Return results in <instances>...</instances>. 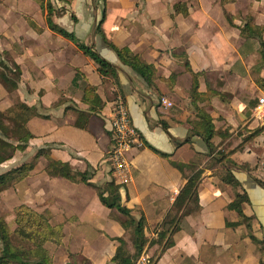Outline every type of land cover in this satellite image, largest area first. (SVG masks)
Returning <instances> with one entry per match:
<instances>
[{"label": "crops", "instance_id": "obj_1", "mask_svg": "<svg viewBox=\"0 0 264 264\" xmlns=\"http://www.w3.org/2000/svg\"><path fill=\"white\" fill-rule=\"evenodd\" d=\"M27 1L0 0V108L16 99L35 112L26 123L32 136L16 148H23V162L49 148L52 159L69 163L93 184L49 175L40 156L11 189L17 204L46 211L62 225L61 244L50 248L52 264H117L115 255L135 259V237L121 224L125 216L102 204L95 188L107 195L109 182L131 215L144 218L145 264H264V119L252 114L264 91V59L257 39L240 34L248 20L264 27V0H43L55 9L53 22L92 47L115 76H103L72 40L51 30L45 8L28 13ZM176 4L183 5L180 11H174ZM108 43L152 65L151 82L121 62ZM4 72L15 78L14 86L4 87ZM194 76L198 109L190 97ZM86 83L103 103L97 111L82 100ZM117 97L142 142L127 153L131 180L123 185L114 180L108 158ZM78 111L88 114L83 128L76 126ZM198 112L213 125L211 153L192 132ZM195 169L202 170L199 208L181 216L163 238L160 224L171 210H184L180 190ZM237 193L244 195L241 213L228 207L240 201ZM168 237L171 244L161 250Z\"/></svg>", "mask_w": 264, "mask_h": 264}, {"label": "trees", "instance_id": "obj_2", "mask_svg": "<svg viewBox=\"0 0 264 264\" xmlns=\"http://www.w3.org/2000/svg\"><path fill=\"white\" fill-rule=\"evenodd\" d=\"M63 1L70 3V0ZM102 1L105 2V0ZM228 1L230 0H220L221 4H224ZM39 4L41 8H45L46 10V22L47 26L51 30L72 40L85 54H87L96 62L98 65V71L103 76L116 75L114 67L110 65L105 59H103L94 49H92V47L80 42L74 33L65 30L53 22L52 16L55 9L51 2L47 1L45 6L43 0H39ZM181 7H183L182 4H176L173 9L176 12L180 11ZM63 10L64 9H60L59 11ZM182 12L185 13V10L183 9ZM28 22L35 29H39L33 20L28 19ZM96 30L100 31V25L96 27ZM263 33L264 27L257 26L250 20H248L240 28L241 36L253 37L257 39L260 45L259 53L262 59H264V43L262 40ZM108 45L116 52L121 62L129 65L133 70L143 76L148 81V83L151 82L150 74L153 70L152 65L143 62L138 54L133 53L127 47L119 48L112 43H108ZM184 65L187 70H190L187 61H184ZM15 69L16 72H14V74L16 76L15 78H17L19 75V69L17 67ZM4 77H1V81H3L5 88L15 85V81L13 80L15 78L6 75L5 72ZM78 78L79 73L77 71L73 79V83H75ZM262 86L264 87V83ZM197 96L196 76H194V83L190 97L195 107H197ZM82 100L88 102L91 105V109L94 111L99 110L103 105L100 97L96 93V87L87 83L83 86ZM34 114L35 112L32 107H29L24 102L16 99L9 107L5 109L0 108V164L10 158L12 152L15 150V141H22L32 136L27 128L26 123ZM87 116V113L78 111L76 126L83 128L85 126ZM198 116L199 121H194V119L192 120V132L200 135L203 138L211 153L213 152V147L211 144V139L214 135L213 125L208 115H201V112H198ZM196 123H200L198 125H202L204 128H201L202 130L196 128V126H194ZM10 151L12 152L9 153ZM40 156H44L47 159L45 170L49 175L62 176L71 181L80 180L87 184H91L88 182V177L85 173L73 170V168L67 162H61L52 159L50 157L49 148H39L34 154L32 160L23 162L9 171L0 173V190L6 189L13 183L20 182L26 176H28L29 172L36 166L38 162L37 160ZM201 173V169H195L188 177L184 186L181 188L180 193L184 200V210H182V212L179 210H171L167 214L163 222L160 224L162 230L160 231L159 235H161L163 238L169 233H173L174 230L177 229V225H173L180 220L181 216L194 212L199 208L198 186L201 179ZM230 182L234 185L237 184V182L233 179V177L231 178V176ZM113 184V182H109V187L111 189L107 188V195H104L105 189H101L97 186L95 188L97 189V193L102 204L110 208H116L125 216V220H123L121 224L125 230L131 231V234L135 237L136 259L143 252L145 246L148 243V238L144 233V218L140 217L136 220L131 215L130 210L121 204L118 187L114 186ZM236 195L238 198L241 194L237 193ZM243 196L244 195L240 196V201L237 200L238 204L237 201H233L228 205V207H232L241 213L239 205ZM13 211V229L5 220V218L0 215V264H52L50 248L52 245L61 244L64 237L62 225L51 222V216L46 211L40 212L34 210L24 203L15 205L13 207ZM169 238L170 237L166 239L161 250L167 248L171 244ZM135 259L133 258V260H131L128 257L121 258L118 255H115L112 260L117 264H134ZM152 263H154V259L152 260L151 264Z\"/></svg>", "mask_w": 264, "mask_h": 264}, {"label": "built area", "instance_id": "obj_3", "mask_svg": "<svg viewBox=\"0 0 264 264\" xmlns=\"http://www.w3.org/2000/svg\"><path fill=\"white\" fill-rule=\"evenodd\" d=\"M161 103L172 106V103L161 98ZM253 117L257 120L264 119V91L257 97L256 104L252 111ZM111 129L113 132L112 145L108 151V158L111 166V173L117 184H127L131 180L130 160L127 153L135 146H141L142 142L136 129L130 122L129 112L121 97H117L111 113ZM259 170L264 173V157L259 163ZM148 257L142 252L136 264H145Z\"/></svg>", "mask_w": 264, "mask_h": 264}, {"label": "rangeland", "instance_id": "obj_4", "mask_svg": "<svg viewBox=\"0 0 264 264\" xmlns=\"http://www.w3.org/2000/svg\"><path fill=\"white\" fill-rule=\"evenodd\" d=\"M38 1L39 0H28L26 2V4H27L26 8L28 10V13L31 14V13H37L38 12L39 7H40ZM59 10L60 9L58 8L57 11H59ZM1 104L3 105V104H5V102H1L0 105ZM14 144H15V150L13 152L12 151L9 152V153L12 152L10 158H8L6 161H4L2 164H0V173L9 171V170L13 169L14 167L22 164L24 161L23 148L16 149L17 145H19L18 147H21L22 141H15ZM22 181L17 182V183H13L12 185L7 187L6 189L0 190V215L5 218V220L9 223V225L12 227V229L14 228L13 207L15 205H17V202H18L17 199L18 198H16L14 196L13 190H11V189H13V187L16 184L21 183ZM51 247H53V245Z\"/></svg>", "mask_w": 264, "mask_h": 264}]
</instances>
